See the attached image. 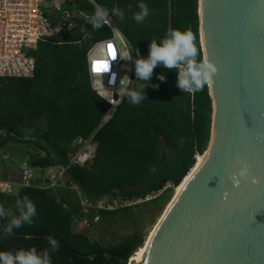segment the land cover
I'll return each mask as SVG.
<instances>
[{
  "label": "trees",
  "instance_id": "16d2710c",
  "mask_svg": "<svg viewBox=\"0 0 264 264\" xmlns=\"http://www.w3.org/2000/svg\"><path fill=\"white\" fill-rule=\"evenodd\" d=\"M95 1L109 10H124V19L114 15V20L130 42L136 59L146 58L150 40H158L170 28L191 29L197 36L203 58L198 0H143L150 9L143 23L132 18L133 12L139 11L141 0ZM81 5L94 12L93 6L85 0H81ZM87 31L92 37L82 39ZM107 36H110V30L106 25L94 29L88 22L71 33L38 41L36 48L30 51L35 61L31 77L0 76V127L19 135L37 134L47 127V138L66 155L73 150L74 138L93 135L97 147L92 162L73 164L66 169L67 177L88 197L143 196L161 189L168 182L170 186L163 192L143 203L165 202L168 191L175 188L195 164V156L207 148L212 114L208 86L194 93L183 92L177 87L176 71L158 64L145 88L146 100L140 105H131L125 96L112 118L98 127L108 102L91 86L87 49L91 41ZM161 73L166 77L163 82L158 79ZM142 83L136 77L133 85ZM154 84L159 88H154ZM11 143L37 149L28 155L32 165L45 168L59 164L38 142L19 140L9 131L0 140V149ZM14 148L21 152L19 146ZM3 170L1 178L9 172L7 167ZM113 187H120L123 192L102 194L103 190ZM25 196L36 205L34 223L25 224L12 237L0 239V250L32 245L44 250L49 248L45 237L51 236L60 241L59 250L51 252L52 264H127L144 242L140 231L104 244L91 240L84 231L75 230L72 222L80 213V206L67 190L23 187L13 194L0 192V205L12 210L15 201ZM139 206L101 211V220ZM8 222L7 218H0V225Z\"/></svg>",
  "mask_w": 264,
  "mask_h": 264
},
{
  "label": "water",
  "instance_id": "95a60500",
  "mask_svg": "<svg viewBox=\"0 0 264 264\" xmlns=\"http://www.w3.org/2000/svg\"><path fill=\"white\" fill-rule=\"evenodd\" d=\"M198 18L203 58L218 68L207 85L210 139L203 160L165 208L140 264H264V0H198ZM8 131L38 142L69 167L47 127L28 135ZM241 161L249 179L234 187L231 176ZM122 192L113 187L102 194ZM132 256L127 264L136 261Z\"/></svg>",
  "mask_w": 264,
  "mask_h": 264
},
{
  "label": "built area",
  "instance_id": "2783aa9c",
  "mask_svg": "<svg viewBox=\"0 0 264 264\" xmlns=\"http://www.w3.org/2000/svg\"><path fill=\"white\" fill-rule=\"evenodd\" d=\"M85 1L91 4L94 10L98 5L95 0ZM93 13L82 7L81 0H0V76L31 77L35 61L30 51L36 48L38 41L71 33L79 25L84 26L88 23ZM114 15L109 13L111 23L106 25L110 30V36L91 41L87 49V69L92 88L101 97L105 95L99 82L101 75L105 88L113 91V93L106 94L107 99L105 100L108 102V107L104 111L98 127L112 118L117 106L124 98H121L119 94L121 78L126 75L124 79L127 80L128 76L132 85L136 79L134 50L116 25ZM117 32L120 35H116ZM91 37L92 34L88 31L82 35V39ZM102 43L111 44L112 51L117 53L116 60L111 64V71L117 74L116 85L108 84L110 72L100 74L94 71L95 61L100 58L98 50ZM128 49H132V58L122 60L119 57V52ZM7 132V128L0 127V140L6 137ZM71 147L73 150L67 155L69 166L73 164L86 165L92 162L97 143L93 140V135L88 138L76 137L73 139ZM5 149H0V151H5ZM6 157L5 154L2 158ZM67 168L61 164L42 168L39 165H32L29 162V156L23 157L18 161L15 171H12L16 175L8 174L5 178L0 177V192L13 194L23 187L54 191L67 190L75 197L80 206V213L73 218V228L83 231L101 221V211H113L141 205L170 186V183L167 182L161 189L143 196L103 195L93 199L88 197L76 182L67 177Z\"/></svg>",
  "mask_w": 264,
  "mask_h": 264
},
{
  "label": "clouds",
  "instance_id": "9594fccd",
  "mask_svg": "<svg viewBox=\"0 0 264 264\" xmlns=\"http://www.w3.org/2000/svg\"><path fill=\"white\" fill-rule=\"evenodd\" d=\"M139 11L133 12L132 18L137 23H143L150 14V9L146 3L141 0L138 4ZM113 13L122 20L125 12L122 9H111L97 5L91 19L88 21L92 28L101 29L104 25L111 23L109 13ZM116 35H120L119 32ZM111 44L102 43L99 46V59L95 61L94 71L96 73H111L108 79L109 85H116L117 74L111 71L112 61L116 60L117 53L112 51ZM133 49V48H132ZM121 50L119 57L122 60L131 59V50ZM163 65L169 70H175L177 73V87L183 92L194 93L201 91L205 86L209 85L217 73V66L209 59L202 58L197 43V36L191 29H169L166 34L157 39L150 40L149 52L146 58H137L134 61L135 76L137 81L142 84L132 85L127 76V80L123 76L120 80L119 94L120 97H127L131 105H140L146 100L145 88L151 81L153 71L157 65ZM163 82L166 77L163 73L158 76ZM100 85L105 93L102 98L107 99V93L112 90L105 88L102 77H99ZM159 88L158 84L152 85ZM238 171L233 173L231 180L234 187H238L241 180L249 179V166L246 162L241 161ZM253 184L261 182L259 177H251ZM37 215L35 203L25 196L23 199L15 201L14 209L9 210L0 205V218H7L6 225H0V239L4 236L12 237L16 234V230L22 228L25 224L34 223V217ZM11 219L9 220V218ZM49 248L38 250L35 245L19 248L15 250H0V264H52L51 252L59 250L60 241L47 236Z\"/></svg>",
  "mask_w": 264,
  "mask_h": 264
},
{
  "label": "rangeland",
  "instance_id": "374dc122",
  "mask_svg": "<svg viewBox=\"0 0 264 264\" xmlns=\"http://www.w3.org/2000/svg\"><path fill=\"white\" fill-rule=\"evenodd\" d=\"M17 146H19V150H21L20 153L16 152L14 148ZM36 151L37 149L31 145L9 144L5 151H0V174L4 172L3 168L7 167L11 170L8 172L9 175H16V173L12 171H15L17 168L18 161L28 156L29 153H35ZM5 154L7 157L2 158ZM174 189L175 188L168 191L167 196L169 195V197L165 202L156 204L143 203L127 213H121L112 218L102 219L99 223L83 231L91 240H96L104 244L113 242L121 236L132 233L133 231H140L145 239L172 199Z\"/></svg>",
  "mask_w": 264,
  "mask_h": 264
},
{
  "label": "bare ground",
  "instance_id": "6f19581e",
  "mask_svg": "<svg viewBox=\"0 0 264 264\" xmlns=\"http://www.w3.org/2000/svg\"><path fill=\"white\" fill-rule=\"evenodd\" d=\"M203 157H204V154L197 155L196 162L193 165V167L190 168L189 172L184 176V178L181 180V182L175 187L172 199L177 195V193L179 192V190L181 189V187L183 186V184L185 183V181L189 178V176L196 169V167L201 163V161L203 160ZM172 199H171V201H172ZM161 216L158 218L157 222L154 224V226H153L152 230L150 231V233L144 239L143 244L137 249V251L132 256V257H134L136 259V261L133 264H140V260H141V258L143 256L144 250H145V248H146V246H147V244H148V242L150 240V237H151V235H152V233H153V231H154L157 223L159 222Z\"/></svg>",
  "mask_w": 264,
  "mask_h": 264
},
{
  "label": "snow or ice",
  "instance_id": "6c2138e0",
  "mask_svg": "<svg viewBox=\"0 0 264 264\" xmlns=\"http://www.w3.org/2000/svg\"><path fill=\"white\" fill-rule=\"evenodd\" d=\"M112 48V46H110Z\"/></svg>",
  "mask_w": 264,
  "mask_h": 264
}]
</instances>
